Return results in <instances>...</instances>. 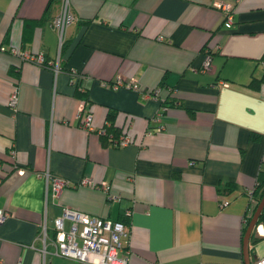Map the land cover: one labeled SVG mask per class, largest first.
Listing matches in <instances>:
<instances>
[{
  "label": "crops",
  "instance_id": "crops-1",
  "mask_svg": "<svg viewBox=\"0 0 264 264\" xmlns=\"http://www.w3.org/2000/svg\"><path fill=\"white\" fill-rule=\"evenodd\" d=\"M64 1L0 0V264H92L56 253L66 206L124 219L129 264H245L264 172V0H223L230 26L221 0H68L61 37ZM111 124L122 131L106 142ZM47 174L71 184L47 195Z\"/></svg>",
  "mask_w": 264,
  "mask_h": 264
},
{
  "label": "built area",
  "instance_id": "built-area-1",
  "mask_svg": "<svg viewBox=\"0 0 264 264\" xmlns=\"http://www.w3.org/2000/svg\"><path fill=\"white\" fill-rule=\"evenodd\" d=\"M218 5L225 10L226 24L230 26L233 22V3L230 1H219ZM74 19V15L70 11L68 0L64 1V6L61 12L54 18L52 24L60 31L61 37L64 35L65 28ZM162 37V36H161ZM26 57L35 59L39 62L44 61L43 55L31 56L26 53ZM207 68L212 67V54H207L206 58ZM75 76V72H72ZM75 81V77H72ZM126 85L141 90L137 81L133 80L128 83H123L119 79L113 86ZM145 96H160L161 87H156L150 91H142ZM18 100L17 92H14L10 98V104L16 105ZM179 101L176 102L178 104ZM93 111H87L82 115L83 125L88 128H93ZM105 132V130H103ZM102 132V133H103ZM112 137V136H111ZM132 141V135L123 133L117 141L119 145H126ZM22 173L23 169L20 170ZM71 182L60 176L47 174V195L49 189L54 196H59L63 189L70 186ZM81 184L98 186L91 179H85ZM80 185V184H78ZM99 187V186H98ZM101 187L108 191L109 184H102ZM255 189H249V195L253 199ZM229 201L223 199L221 205H226ZM130 213V211L127 212ZM11 212L8 209L0 208V222L4 221L10 216ZM70 224L67 226L66 221ZM41 233L43 239L46 241L47 229L46 223H41ZM56 235L53 242L56 247V253L74 259H79L92 264H129L131 247H130V231L128 225L123 220L111 219L102 215H94L79 209L66 206L63 214L55 219ZM45 249V248H44ZM207 264V263H195ZM253 264H264V255L258 257Z\"/></svg>",
  "mask_w": 264,
  "mask_h": 264
},
{
  "label": "water",
  "instance_id": "water-1",
  "mask_svg": "<svg viewBox=\"0 0 264 264\" xmlns=\"http://www.w3.org/2000/svg\"><path fill=\"white\" fill-rule=\"evenodd\" d=\"M264 212V195L262 196L260 202L258 203V206L256 208V211L254 215L252 216L250 222L248 223V227L244 236V258H245V264H252L250 259V250H249V241L252 232L254 231L255 227L259 226V218ZM262 225L264 226V220L262 222Z\"/></svg>",
  "mask_w": 264,
  "mask_h": 264
},
{
  "label": "trees",
  "instance_id": "trees-1",
  "mask_svg": "<svg viewBox=\"0 0 264 264\" xmlns=\"http://www.w3.org/2000/svg\"><path fill=\"white\" fill-rule=\"evenodd\" d=\"M264 60V55H263V58ZM261 59V60H262ZM122 130H120L119 128H117L115 125H108L106 128H105V132L102 133V136L104 137L105 141L106 142H112L114 140V138L112 139L111 137L109 138L110 136V133L113 132V135L116 136V133H120ZM123 133H128L127 131H123ZM119 135V134H118ZM117 135V136H118ZM259 187L262 188V192L260 194V197H258V199H255V202H256V205L259 203L260 199L262 198V196L264 195V172H261V174L259 175ZM257 200V201H256ZM255 205V206H256ZM251 219V218H250ZM249 219V220H250ZM124 221V219H121ZM264 220V212H262L260 218H259V222H262ZM125 222V221H124ZM127 224V222H125ZM128 225V224H127ZM261 237H255V235L252 234V239L257 241L259 240Z\"/></svg>",
  "mask_w": 264,
  "mask_h": 264
},
{
  "label": "bare ground",
  "instance_id": "bare-ground-1",
  "mask_svg": "<svg viewBox=\"0 0 264 264\" xmlns=\"http://www.w3.org/2000/svg\"><path fill=\"white\" fill-rule=\"evenodd\" d=\"M260 230H261L262 233H264V226L261 225L260 226Z\"/></svg>",
  "mask_w": 264,
  "mask_h": 264
},
{
  "label": "rangeland",
  "instance_id": "rangeland-1",
  "mask_svg": "<svg viewBox=\"0 0 264 264\" xmlns=\"http://www.w3.org/2000/svg\"><path fill=\"white\" fill-rule=\"evenodd\" d=\"M259 229H260V227H259ZM261 231V230H260ZM262 233V232H261Z\"/></svg>",
  "mask_w": 264,
  "mask_h": 264
}]
</instances>
